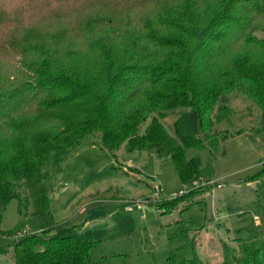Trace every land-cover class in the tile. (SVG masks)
I'll return each instance as SVG.
<instances>
[{"label": "trees", "instance_id": "trees-1", "mask_svg": "<svg viewBox=\"0 0 264 264\" xmlns=\"http://www.w3.org/2000/svg\"><path fill=\"white\" fill-rule=\"evenodd\" d=\"M235 91L264 113V0H0V235L12 264L106 259L90 231L51 236L65 223L1 230L12 200L27 212L31 182L48 210L50 173L95 135L113 156L125 144L172 161L190 190L172 206L211 189H192L205 172L185 151L229 137L212 128L230 119L219 99ZM174 110L175 138L162 125ZM246 238L236 264H264V241Z\"/></svg>", "mask_w": 264, "mask_h": 264}, {"label": "rangeland", "instance_id": "rangeland-1", "mask_svg": "<svg viewBox=\"0 0 264 264\" xmlns=\"http://www.w3.org/2000/svg\"><path fill=\"white\" fill-rule=\"evenodd\" d=\"M219 104L232 113L212 129L229 137L215 150L204 143L199 150L185 151L205 172L200 178L213 182L211 189L180 197L172 206L171 196L186 187L172 161L145 151L128 152L125 144L113 156L95 135L71 152L60 171L50 173L48 210L42 186L31 182L22 192L27 212L20 215L12 200L1 230L37 234L47 225L65 223L51 236L90 231L106 258L102 264H162L171 255L202 264H236L240 237L264 241V113L239 91L222 96ZM179 112L162 120L174 138ZM12 240L0 235V264H12L6 251Z\"/></svg>", "mask_w": 264, "mask_h": 264}, {"label": "built area", "instance_id": "built-area-1", "mask_svg": "<svg viewBox=\"0 0 264 264\" xmlns=\"http://www.w3.org/2000/svg\"><path fill=\"white\" fill-rule=\"evenodd\" d=\"M207 185H213V182L207 180V179H199L197 181H194L192 183V189H197V188H204V186H207ZM221 185H217V188H220ZM189 188L188 187H185L183 191L179 192V196H182V195H185L188 193ZM176 196V195H174ZM174 196H171V198H173ZM141 206V204H138ZM27 230H24L23 232L25 233ZM20 234V233H19Z\"/></svg>", "mask_w": 264, "mask_h": 264}]
</instances>
